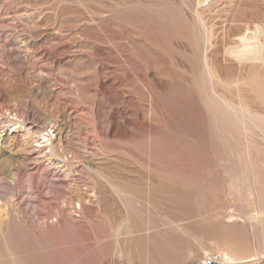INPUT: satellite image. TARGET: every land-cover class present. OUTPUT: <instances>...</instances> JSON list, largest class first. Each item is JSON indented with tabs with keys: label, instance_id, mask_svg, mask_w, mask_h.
I'll return each mask as SVG.
<instances>
[{
	"label": "rangeland",
	"instance_id": "1",
	"mask_svg": "<svg viewBox=\"0 0 264 264\" xmlns=\"http://www.w3.org/2000/svg\"><path fill=\"white\" fill-rule=\"evenodd\" d=\"M254 25L263 49L264 0H0V134L18 131L0 142V264H152L151 236L155 264H264V49L230 52ZM46 130L55 169L29 148Z\"/></svg>",
	"mask_w": 264,
	"mask_h": 264
},
{
	"label": "bare ground",
	"instance_id": "2",
	"mask_svg": "<svg viewBox=\"0 0 264 264\" xmlns=\"http://www.w3.org/2000/svg\"><path fill=\"white\" fill-rule=\"evenodd\" d=\"M208 1V0H207ZM199 4V3H198ZM204 5V4H203ZM202 5V6H203ZM243 13V12H242ZM253 13V12H252ZM244 14V13H243ZM246 14V13H245ZM251 14V13H250ZM249 14V15H250ZM254 15V14H253ZM248 16V15H247ZM232 17H234V15L232 16ZM236 17V16H235ZM249 17H251L250 19H255V18H252V15L251 16H249ZM254 17H256V16H254ZM201 18V17H200ZM204 18V17H203ZM218 18V17H217ZM237 18V17H236ZM244 18V17H243ZM242 18V19H243ZM248 18V17H247ZM207 19V18H206ZM206 19H205V21H206ZM221 19V18H220ZM235 19V18H234ZM241 19V18H240ZM209 20H210V18H209ZM209 20L208 21H206L205 23H209ZM211 20H213L212 19V17H211ZM216 20V24H217V19H215ZM219 20V19H218ZM223 20V19H222ZM226 20V19H225ZM238 20H239V17H238ZM238 20H235V21H237L238 22ZM220 21V20H219ZM228 21V20H227ZM230 21V20H229ZM233 21V20H232ZM242 21V20H241ZM243 21H244V19H243ZM245 21H247V19L245 20ZM244 21V23H246ZM248 21H250L249 19H248ZM247 21V22H248ZM212 22V21H211ZM214 22V21H213ZM221 22V21H220ZM223 22H225V21H223ZM236 22V23H237ZM251 22H253V20L251 21ZM256 22V21H255ZM228 23V22H227ZM226 23V24H227ZM230 23H232L233 24V22H230ZM239 23H242V22H239ZM212 24V23H211ZM211 24L209 25V26H211ZM219 24V23H218ZM225 24V23H224ZM223 24V25H224ZM256 24H257V22H256ZM214 25V24H213ZM219 25H221V24H219ZM235 26H236V24H234ZM247 25V24H246ZM249 25V24H248ZM258 25H260V24H258ZM258 25H254L253 27V30L250 32V33H247V34H245V33H243L244 35H240V37H239V39L237 40V39H235V40H237L236 41V43H235V46H233V44H232V46L233 47H231V50H230V52H231V54L232 55H234V57H236V58H245V57H252V59L253 58H260L261 57V55H260V51H261V49H262V44H261V40H260V37H262V30H263V28H261L260 26H258ZM204 26V25H203ZM208 26V25H207ZM235 26H233V27H235ZM241 25H239V27H240ZM229 27H232V26H229ZM245 27V26H244ZM244 27H243V29H242V31L244 30ZM248 27V26H247ZM211 27H209V29H210ZM216 28H217V25H216ZM224 28H226V27H224ZM236 28H238V26H236ZM242 28V27H241ZM241 28H238V32H239V30L241 29ZM220 29V28H219ZM222 29H223V27H222ZM231 29V28H230ZM229 28L227 29L228 31H230V33H231V30H230ZM250 29V27L247 29V31H250L249 30ZM212 30V29H211ZM210 30V31H211ZM215 30V29H214ZM205 31H207V30H205ZM209 31V32H210ZM221 31V30H220ZM226 31V30H225ZM224 30H223V32H225ZM232 31H234V33H235V31H237V29L236 30H232ZM241 31V30H240ZM208 32V33H209ZM227 32V31H226ZM238 32H236V33H238ZM220 33V32H219ZM228 33V32H227ZM226 33V34H227ZM233 33V32H232ZM221 34V33H220ZM219 34V35H220ZM225 33H224V35H226ZM203 35H204V33H203ZM205 35H207V34H205ZM216 34H214V36H215ZM222 35V34H221ZM235 35V34H234ZM237 35V34H236ZM227 36V35H226ZM208 37H211V35L210 36H207L206 38H208ZM231 37H233L232 35H231ZM226 38V40L228 41L229 39H227V37H224V39ZM228 38H230V37H228ZM234 40V41H235ZM225 41V40H224ZM210 42H211V40H210ZM209 42V40H208V43L209 44H211ZM222 42H223V40H222ZM231 42H233V40L231 41ZM264 42V41H263ZM223 43H225V42H223ZM227 44H228V42H226ZM230 43V42H229ZM206 44V43H205ZM231 44V43H230ZM264 44V43H263ZM226 45V44H225ZM262 45V46H261ZM223 46V45H222ZM207 47H208V45H207ZM210 47H212V45H210ZM224 47V46H223ZM226 47V46H225ZM224 47V48H225ZM222 48V47H221ZM220 48V49H221ZM233 48V49H232ZM223 49V48H222ZM264 49V48H263ZM263 49H262V51H263ZM216 51H219V50H216ZM228 51H229V49H228ZM227 51V52H228ZM213 53H214V51H213ZM224 53V52H223ZM212 54V53H211ZM210 54V55H211ZM220 54V53H219ZM222 54V53H221ZM221 54H220V56H221ZM228 54H229V52H228ZM264 54V53H263ZM207 55V54H206ZM209 55V56H210ZM226 55V54H225ZM205 56V55H204ZM217 56H219V55H217ZM211 57L212 59H214V58H218V57ZM205 57H208V56H205ZM221 57H223V56H221ZM221 57H219V58H221ZM258 58V59H259ZM262 58V57H261ZM264 58V57H263ZM262 58V59H263ZM204 59V58H203ZM224 59V58H223ZM227 59H229V57H227ZM251 59V58H250ZM257 59V60H258ZM209 60V59H208ZM220 61H222L221 59H219ZM225 60V59H224ZM230 60H232V59H230ZM246 60H248V59H246ZM264 60V59H263ZM217 61V60H216ZM234 61V60H233ZM242 61H244L245 62V60H242ZM242 61H241V63H242ZM250 60H248V62H249ZM259 61V60H258ZM261 61V60H260ZM207 62V61H206ZM212 62V61H211ZM229 62V61H228ZM247 62V61H246ZM247 62V63H248ZM251 62V61H250ZM256 62V61H255ZM204 63V62H203ZM214 63V62H213ZM237 64H238V67H239V64L240 63H238V62H236ZM216 64V66H217V64H219V62L218 63H215ZM222 64V63H221ZM221 64H220V66H221ZM252 64H253V62H252ZM251 64V65H252ZM254 64H256V63H254ZM259 64V63H258ZM203 65H205V63L203 64ZM206 65H208V64H206ZM212 65V64H211ZM219 66V65H218ZM241 66V65H240ZM255 66V65H254ZM206 67V66H205ZM210 68H211V66H209ZM207 68V67H206ZM217 68V67H216ZM219 68V67H218ZM226 68H227V66H226ZM203 69H204V67H203ZM222 69V68H221ZM224 69H225V64H224ZM210 70V69H209ZM220 70V69H219ZM218 70V71H219ZM223 70V69H222ZM208 71V70H207ZM206 71V72H207ZM213 71V69L211 70V72ZM224 71H226L227 72V70L225 69ZM222 72V71H221ZM221 72H220V75H221ZM209 73H210V71H209ZM225 73V72H224ZM205 74H203V76H204ZM210 75V74H209ZM209 75H208V77H209ZM212 75H214V74H212ZM207 77V78H208ZM211 77V76H210ZM210 77L208 78V79H210ZM222 77V76H221ZM228 77V76H227ZM203 78V77H202ZM217 78V77H216ZM224 78V77H223ZM213 80H214V76H213ZM210 81H212V80H210ZM205 82H206V79H205ZM16 127V126H15ZM15 127H13L14 129H13V131H11L10 133H8V137L9 136H11V135H14V136H17V134H18V131H17V129L15 128ZM23 129V128H22ZM24 130V129H23ZM30 130V129H29ZM29 133V132H28ZM30 134H31V132H30ZM34 134V133H33ZM40 134V135H39ZM39 134H36V135H38V137L36 136L35 137V141L33 142V144L29 147L30 148V150L31 151H34V152H38V153H40V152H42V155H41V157H40V159L41 160H43V162H46L48 165H50L52 168H56V166H55V164L52 162L53 161V159L51 158V157H49V155H50V152H51V149L53 148L52 147V143L50 142V143H48V145L47 144H45V143H43L42 141H41V139L40 138H42V134L41 133H39ZM27 135V134H26ZM5 134H0V142L1 143H6L5 141L7 140V137ZM28 136V135H27ZM58 137V136H57ZM23 138H25V139H27L26 138V136H24ZM55 138H56V136H55ZM40 139V140H39ZM27 141V140H26ZM9 142V141H8ZM23 142H25V141H23ZM51 148V149H50ZM50 150V151H49ZM52 154V153H51ZM51 156V155H50ZM60 166V165H59ZM88 166V165H87ZM89 168V167H88ZM95 169V168H94ZM91 172V171H90ZM92 173H94V172H92ZM130 185V184H129ZM131 186V185H130ZM134 189V188H133ZM134 191V190H133ZM130 194V193H129ZM131 194H133V193H131ZM137 194V193H136ZM93 195V194H92ZM141 195V194H140ZM131 196V195H130ZM137 196H138V194H137ZM139 197V196H138ZM141 197V196H140ZM144 197V196H143ZM135 198V197H134ZM180 198V197H179ZM137 200V199H136ZM141 200V199H140ZM176 200V199H175ZM181 200V199H180ZM125 201V204L128 206V210L129 211H126V212H129V219H128V222H130V223H132L131 225H134V227L136 228V229H138V231L141 229V228H143L145 225L143 224V227H141L142 226V224L140 225V223H139V221L138 220H141V219H137L136 218V216H137V212H138V210L136 211V209L134 208V204H133V200L129 197V199H126V200H124ZM142 201V200H141ZM177 202L179 201L178 199L176 200ZM185 201V200H184ZM138 202V201H137ZM143 203V202H142ZM187 203V202H186ZM178 204H179V202H178ZM126 206V207H127ZM139 206V205H138ZM76 207V206H75ZM81 207V206H80ZM79 207V208H80ZM180 207V206H179ZM78 208V209H79ZM82 208V207H81ZM76 209V208H75ZM77 209V210H78ZM176 209V208H175ZM192 211V210H191ZM140 213V212H139ZM184 213V212H183ZM182 213V214H183ZM186 213H188V212H186ZM185 213V214H186ZM141 214V213H140ZM184 214V215H185ZM126 215V214H125ZM142 215V214H141ZM190 215H193V213L192 214H190ZM140 217V216H139ZM142 217H144V215L143 216H141L140 218H142ZM180 217V216H179ZM184 217V216H183ZM189 218H190V216H189ZM143 219V218H142ZM178 220V219H177ZM126 221V220H125ZM142 221H145V220H142ZM175 221V220H174ZM146 222V221H145ZM151 222V221H150ZM130 223H129V226H131L130 225ZM146 224V223H145ZM149 224V223H148ZM151 226H153V224L151 223L150 224ZM127 227V226H126ZM133 227V226H132ZM147 227H148V225H147ZM146 227V228H147ZM154 227H156V226H154ZM135 228H134V230H135ZM145 228V229H146ZM150 228V227H149ZM168 229V231H169V227H167ZM128 229H130V227L128 228ZM144 229V230H145ZM154 229V228H153ZM159 229V228H158ZM170 229H173V231H174V228H170ZM16 230V229H15ZM131 230H132V228H131ZM144 230H142V231H144ZM151 230H152V227H151ZM147 231H148V229H147ZM146 231V233H148ZM156 231V229L153 231V232H155ZM157 231H159V230H157ZM166 231V230H165ZM171 231V230H170ZM20 232V231H19ZM128 232H129V230H128ZM133 232V231H132ZM135 232H137V230L135 231ZM160 232V231H159ZM162 232V231H161ZM161 232H160V234H161ZM176 231H174V233H175ZM22 233H24V232H21V234ZM131 233V232H130ZM139 233H141V232H139ZM138 233V234H139ZM156 233H158V232H156ZM16 234V233H15ZM21 234H19V237H21L20 235ZM149 234H151L152 235V233H148V235ZM18 235V234H17ZM124 235H125V232H124ZM141 235V234H140ZM154 235V234H153ZM164 235H166V234H164ZM175 235V234H174ZM173 235V236H174ZM128 236V235H127ZM130 236V235H129ZM138 236V235H137ZM136 236V237H137ZM192 236V235H191ZM19 237H17L16 236V238L18 239ZM29 237V236H28ZM96 237L98 238V236L96 235L95 236V240H96ZM132 237V239H133V235H131L130 236V238ZM136 237H134V238H136ZM144 237H145V235H144ZM157 237H160V236H157ZM172 237V236H171ZM126 238V237H125ZM152 238V239H151ZM151 240H152V242H154L155 244H156V242H157V239H156V236H155V238H153L152 236H151ZM163 238V237H162ZM180 238V237H179ZM16 239V240H17ZM20 239H22V238H19L18 239V241L20 240ZM26 239H28L27 237H26ZM25 239V240H26ZM164 239H165V237H164ZM118 240V239H117ZM160 240H162L161 238H160ZM126 241V240H125ZM145 241V240H144ZM159 241V240H158ZM33 243V242H32ZM118 243L120 244L121 242H119L118 241ZM147 243H148V241H147ZM151 243V242H150ZM160 243V242H159ZM162 243V242H161ZM165 243V242H164ZM29 244H31V242H29ZM116 244V243H115ZM124 244V243H123ZM126 245H127V250H126V253L128 254V256L130 255L133 259H135L138 263H140L141 262V260L143 259V256H145V254L146 253H144V249H143V247L146 245V241H145V244H143V237L142 236H140V238L138 237L137 239H133V240H129V238H128V240L126 241V243H125ZM142 244L144 245V246H142ZM154 244V246L152 247V251H150V253H149V256L150 257H147V258H150V259H148L149 261H151V263L153 264H155L156 262H158V261H160L162 258H163V256H164V254H163V256H162V252H163V250L166 248V247H168V246H166L165 247V245H164V249L162 250L161 249V247L160 246H158V244L157 245H155ZM166 244H167V242H166ZM170 244V243H169ZM24 245V244H23ZM92 245V244H91ZM118 245V244H117ZM116 245V246H117ZM126 245H125V247H126ZM150 245V244H149ZM162 245V244H161ZM176 245H177V243H176ZM19 246H21V245H19ZM32 246V245H31ZM119 246V245H118ZM24 247V246H23ZM92 247V246H91ZM125 247H123V245H122V248H125ZM147 247H148V245H147ZM170 247V246H169ZM19 248H21V247H19ZM18 248V249H19ZM28 248V247H27ZM26 248V249H27ZM93 248V247H92ZM117 248V247H116ZM146 248V247H145ZM151 247H149V249H150ZM172 248V247H171ZM88 249V248H87ZM21 251L22 250H25V248H21L20 249ZM34 250V248L32 247V251ZM91 250V249H90ZM145 250H147L148 251V249H145ZM175 250V249H174ZM29 251H31V248H29ZM31 251V252H32ZM165 251H166V249H165ZM171 251V250H170ZM176 252V251H175ZM34 253V252H33ZM167 253V252H166ZM28 254H30V253H28ZM32 254V253H31ZM35 254H36V252H35ZM35 254H34V256H35ZM176 255V254H175ZM26 256H28L27 255V253H26ZM33 256V255H32ZM168 256V255H167ZM170 256V255H169ZM28 257H30V255L28 256ZM27 257V259H29ZM36 257V256H35ZM34 257V258H35ZM176 257V256H175ZM174 257V258H175ZM145 258V257H144ZM170 258H172V256L170 257ZM174 258H172V259H174ZM23 259L24 258H22L21 260V262L22 263H24L23 262ZM36 259H38L37 257H36ZM164 259V258H163ZM162 259V260H163ZM178 259V258H177ZM175 260L176 262L178 261V260ZM26 260V259H25ZM30 260V259H29ZM39 260V259H38ZM41 260V259H40ZM165 260H166V258H165ZM20 261V260H19ZM167 261V260H166ZM147 262V261H146ZM163 263L165 262V261H162ZM161 262V263H162ZM168 262V261H167ZM173 262V261H172ZM176 262L175 263H173V264H176ZM2 263H3V261H2ZM5 263V262H4ZM3 263V264H4ZM21 263V264H22ZM169 263H171L170 261H169ZM258 263V262H257ZM6 264V263H5ZM20 264V263H19ZM148 264H149V262H148ZM158 264V263H157ZM164 264H166V262L164 263Z\"/></svg>",
	"mask_w": 264,
	"mask_h": 264
},
{
	"label": "built area",
	"instance_id": "3",
	"mask_svg": "<svg viewBox=\"0 0 264 264\" xmlns=\"http://www.w3.org/2000/svg\"><path fill=\"white\" fill-rule=\"evenodd\" d=\"M55 135L52 130H46L43 133L41 141L45 144L52 142ZM190 264H225L223 258L218 254H209L205 256L199 263H190Z\"/></svg>",
	"mask_w": 264,
	"mask_h": 264
}]
</instances>
